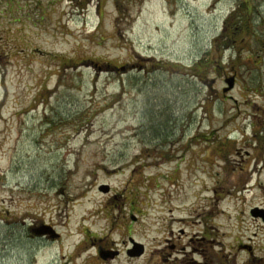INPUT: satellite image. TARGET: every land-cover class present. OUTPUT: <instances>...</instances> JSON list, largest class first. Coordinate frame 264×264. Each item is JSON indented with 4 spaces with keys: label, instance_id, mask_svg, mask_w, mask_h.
I'll list each match as a JSON object with an SVG mask.
<instances>
[{
    "label": "rangeland",
    "instance_id": "374dc122",
    "mask_svg": "<svg viewBox=\"0 0 264 264\" xmlns=\"http://www.w3.org/2000/svg\"><path fill=\"white\" fill-rule=\"evenodd\" d=\"M208 2L0 0V264H177L181 229L201 264H264V35L217 44ZM103 237L147 250L103 263Z\"/></svg>",
    "mask_w": 264,
    "mask_h": 264
},
{
    "label": "flooded vegetation",
    "instance_id": "af4514ba",
    "mask_svg": "<svg viewBox=\"0 0 264 264\" xmlns=\"http://www.w3.org/2000/svg\"><path fill=\"white\" fill-rule=\"evenodd\" d=\"M224 0H209L207 3V7L210 11L215 12L218 10V5L222 3ZM230 1L229 9L224 14V22L222 26L221 32L218 34L217 38H215V42L220 44L221 42L225 43L224 48H235L233 44L238 42V37L241 35V41L243 43L245 40L244 35L247 34L251 29L252 22L256 19L259 21V25L261 26V35H264V0H225ZM240 50V48L238 49ZM46 225V226H45ZM49 229L50 231H46L42 233L43 230ZM122 230H126L125 227H120ZM129 228V227H128ZM31 231L33 229H30ZM34 235L36 238H47L49 241H57L62 238V234L59 232L51 224L40 223L35 229ZM181 236L179 238L186 239L187 241L181 245L179 249H177L178 256L172 260L174 263L179 264V254H181L184 258H182L183 263L188 264H201L198 256L200 257L202 252L200 251L201 247L205 242H207L206 237L199 236L192 232L191 234H186L184 229L180 230ZM32 235V234H31ZM33 236V235H32ZM133 237L129 239L123 238L121 240V244L115 240H107L106 238H98L97 241H92V246H96V253L98 259L103 262H111L117 258H121L126 256L131 259L139 258L145 255L147 250L145 246V251L141 256L131 255L129 250L133 248ZM210 242H212L210 240ZM171 250H175V244L168 245ZM250 247V246H249ZM247 248V247H246ZM250 249V248H249ZM191 254V255H190ZM190 255V257H188ZM172 256V254H169ZM179 260V261H177ZM125 262V261H124ZM179 262V263H178ZM121 264H129V263H121Z\"/></svg>",
    "mask_w": 264,
    "mask_h": 264
},
{
    "label": "trees",
    "instance_id": "16d2710c",
    "mask_svg": "<svg viewBox=\"0 0 264 264\" xmlns=\"http://www.w3.org/2000/svg\"><path fill=\"white\" fill-rule=\"evenodd\" d=\"M250 27H251L250 29H252L253 26H250ZM84 62L85 63H87V62L95 63L96 60H93L92 58L88 57L87 59L84 60ZM103 63H105L108 66L112 65V64H110L111 63L110 61H105L104 60ZM156 66H158V65H156ZM111 67L118 68L120 66L112 65ZM123 67H125V69H127L128 66L126 65V66H123ZM161 67H164V66H161ZM169 67L181 70L179 67H174V66H169ZM158 68H159V66H158ZM164 68H167V67H164ZM152 109H154V108L152 107ZM160 113H158L157 111H154V110L149 111V119L152 122H154L152 127H151L152 132L154 133L153 135L156 136L157 139H160V141H162L163 143H166L167 142L166 139H168L167 138V136H168L167 133L169 132V129H170L169 128V126H170L169 124H171L170 122H172L174 119H172L170 116L166 117L164 114H160Z\"/></svg>",
    "mask_w": 264,
    "mask_h": 264
},
{
    "label": "water",
    "instance_id": "95a60500",
    "mask_svg": "<svg viewBox=\"0 0 264 264\" xmlns=\"http://www.w3.org/2000/svg\"><path fill=\"white\" fill-rule=\"evenodd\" d=\"M123 69H125V67H123ZM235 80L236 79H235L234 75L225 80L228 85L224 88V92H227L233 88V86L235 85ZM101 189L107 190L108 187L107 186L101 187ZM252 214L258 215L259 213L254 210V212H252ZM261 215H263V214H261ZM46 231H50V230L47 228V229L43 230L42 233H45ZM132 240H133V248L131 250H129V253L131 255L141 256L145 251V245L142 242L136 241L134 239H132Z\"/></svg>",
    "mask_w": 264,
    "mask_h": 264
}]
</instances>
